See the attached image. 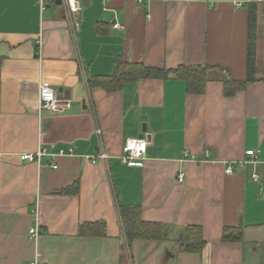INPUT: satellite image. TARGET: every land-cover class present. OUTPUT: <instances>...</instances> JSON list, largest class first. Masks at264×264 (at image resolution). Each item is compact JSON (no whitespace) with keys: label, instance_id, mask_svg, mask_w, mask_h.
<instances>
[{"label":"crops","instance_id":"0c3cea01","mask_svg":"<svg viewBox=\"0 0 264 264\" xmlns=\"http://www.w3.org/2000/svg\"><path fill=\"white\" fill-rule=\"evenodd\" d=\"M39 1L0 0V264H264V0H79L76 38L65 6ZM252 53L256 80L236 89ZM120 62L208 67L207 81L191 93L170 72L113 89ZM40 83L72 108L40 111ZM142 135L144 166L123 163ZM100 147L109 157L94 164ZM42 148L40 162L22 160ZM127 207L161 237L131 238ZM190 227L201 251L183 248ZM226 228L242 240L224 241Z\"/></svg>","mask_w":264,"mask_h":264},{"label":"trees","instance_id":"16d2710c","mask_svg":"<svg viewBox=\"0 0 264 264\" xmlns=\"http://www.w3.org/2000/svg\"><path fill=\"white\" fill-rule=\"evenodd\" d=\"M256 22V15L252 13L250 17V27L253 29ZM250 74L249 79L245 82L238 83L231 81L230 84L236 89L245 87L247 83L256 80L252 77L255 67L254 53L250 57ZM1 64V62H0ZM208 67H186L182 66L174 71H167L164 69L148 68L138 63H118L116 74L109 78L111 88L119 89L126 81L136 79L139 77H157L166 78L170 72H174L179 79L187 82V89L191 93H201L204 91L207 81ZM252 71V72H251ZM140 209L138 207H127L122 209V219L127 234L131 238L145 237L156 238L161 237L164 232L163 226L159 223H150L142 220L140 216ZM224 241H241L242 231L235 228H226L224 230ZM183 243V248L186 250L201 251L205 245L200 229L190 227L184 233V237L180 240Z\"/></svg>","mask_w":264,"mask_h":264},{"label":"built area","instance_id":"2783aa9c","mask_svg":"<svg viewBox=\"0 0 264 264\" xmlns=\"http://www.w3.org/2000/svg\"><path fill=\"white\" fill-rule=\"evenodd\" d=\"M58 0H40V7L42 10L47 9L51 4L54 2H57ZM61 5L65 6L66 10L69 12V29L70 33L73 38H76L77 32L80 28V13H81V6L79 3V0H60ZM138 3H143L145 0H137ZM75 9V10H74ZM115 28H122V25L119 23L114 24ZM72 108V100L62 97L59 94V90L54 87H50L47 85H44L43 83L39 84V110L40 111H49L52 113H58L62 114L67 111H69ZM97 134L99 136L102 135V130L100 128L97 129ZM149 141L148 139L143 136L140 138H133V139H127L123 146V153L120 156L123 163L133 166V167H143L146 160V153H147V147H148ZM101 149L96 155L89 156V160L92 163H98L99 161L106 160L109 155L106 153L103 147H100ZM74 150L71 148L68 151L61 150L60 155H69L73 154ZM47 155L46 149H39L35 153H22L21 158L24 161H41L42 157ZM247 156H251L252 159L257 158V151L254 149L248 150L246 152ZM193 159L197 161H208L210 160V153L209 151L206 152L205 159H196V157H193ZM248 162L247 159H241L237 162V165L239 167H243ZM52 167L58 168V165H53ZM226 172L228 174H232L234 172V166L233 163H229ZM253 178L255 180H259V176L257 174L253 175ZM179 180H184V174L179 175ZM41 234L40 228L38 223H36L34 226H32L29 229V235L32 238H38ZM30 264H44L39 257L37 256L35 259H33Z\"/></svg>","mask_w":264,"mask_h":264},{"label":"water","instance_id":"95a60500","mask_svg":"<svg viewBox=\"0 0 264 264\" xmlns=\"http://www.w3.org/2000/svg\"><path fill=\"white\" fill-rule=\"evenodd\" d=\"M57 4H61V1H60V0H58V1H57ZM143 136H144V135H142V137H143Z\"/></svg>","mask_w":264,"mask_h":264},{"label":"clouds","instance_id":"9594fccd","mask_svg":"<svg viewBox=\"0 0 264 264\" xmlns=\"http://www.w3.org/2000/svg\"><path fill=\"white\" fill-rule=\"evenodd\" d=\"M75 10V9H74Z\"/></svg>","mask_w":264,"mask_h":264}]
</instances>
